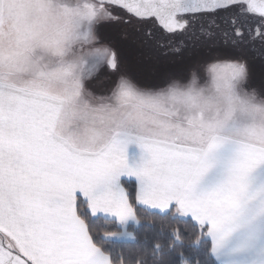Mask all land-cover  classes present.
Returning <instances> with one entry per match:
<instances>
[{
  "label": "snow or ice",
  "instance_id": "1",
  "mask_svg": "<svg viewBox=\"0 0 264 264\" xmlns=\"http://www.w3.org/2000/svg\"><path fill=\"white\" fill-rule=\"evenodd\" d=\"M254 60L264 0H0V264H264Z\"/></svg>",
  "mask_w": 264,
  "mask_h": 264
},
{
  "label": "trees",
  "instance_id": "2",
  "mask_svg": "<svg viewBox=\"0 0 264 264\" xmlns=\"http://www.w3.org/2000/svg\"><path fill=\"white\" fill-rule=\"evenodd\" d=\"M121 35H122V37L126 36V38L122 40V53H123L124 58L126 57L125 60H126L128 67L133 72L139 73L132 65V62H133L132 60L136 61V59L138 61L139 60L149 61L151 59H155V60L158 59L154 62L156 64L151 63L152 64L150 67L151 69L149 68V70H144V72H141L140 74H146V73H150V72H153V73L159 72V71L164 70L165 68L173 66V64H169V63L163 65L162 61H160V59H159L160 55L158 53L150 52L149 49L147 47H145L140 42V40L138 38V34L136 32L133 33V30H131V28H128V27L122 28L121 29ZM132 43H135V44L140 46V49H139L137 54L134 50ZM126 50H129L131 53L133 52V59H131V54L130 55H129V53L126 54ZM196 55H197V53H196ZM185 58H187V57H185ZM193 58H195V57H193ZM177 62H178V60H177ZM252 79H253V81H255V79H257L259 81L260 77L256 76L255 73H252ZM148 219H152V218L148 217Z\"/></svg>",
  "mask_w": 264,
  "mask_h": 264
},
{
  "label": "rangeland",
  "instance_id": "3",
  "mask_svg": "<svg viewBox=\"0 0 264 264\" xmlns=\"http://www.w3.org/2000/svg\"><path fill=\"white\" fill-rule=\"evenodd\" d=\"M132 30V29H131ZM133 33H135L134 31H133ZM132 42V41H131ZM132 45H133V47H134V50H135V52H136V54L138 53V51H139V49H140V46L139 45H137V44H135V43H132ZM196 52V51H195ZM129 53V55L131 54V59H133V52L131 53L129 50H126V54H128ZM197 53V52H196ZM185 57H187V54H186V52H185ZM126 58V57H125ZM159 59H160V61H162V64L164 65V64H167V63H169V64H174L175 62L176 63H179L180 61H179V59L177 58V57H175V56H168V57H165V56H162V55H160L159 56ZM156 60H158V59H156ZM155 59H151V60H149V61H143V60H137L136 59V61H134V60H132L133 62H132V65H133V67L139 72V73H141V72H144V70H149V68L151 67V63H154L155 61H156ZM177 60H178V62H177ZM154 64H156V63H154ZM151 69V68H150Z\"/></svg>",
  "mask_w": 264,
  "mask_h": 264
},
{
  "label": "flooded vegetation",
  "instance_id": "4",
  "mask_svg": "<svg viewBox=\"0 0 264 264\" xmlns=\"http://www.w3.org/2000/svg\"><path fill=\"white\" fill-rule=\"evenodd\" d=\"M195 56H196V52L195 50H193V57ZM252 73H255L256 76L260 77V80L258 81L257 79H255V81H253ZM263 81H264V63H262L260 60L251 61V84L259 88L261 84H264Z\"/></svg>",
  "mask_w": 264,
  "mask_h": 264
},
{
  "label": "clouds",
  "instance_id": "5",
  "mask_svg": "<svg viewBox=\"0 0 264 264\" xmlns=\"http://www.w3.org/2000/svg\"><path fill=\"white\" fill-rule=\"evenodd\" d=\"M244 91H245V92H248V90H247V89H245Z\"/></svg>",
  "mask_w": 264,
  "mask_h": 264
}]
</instances>
